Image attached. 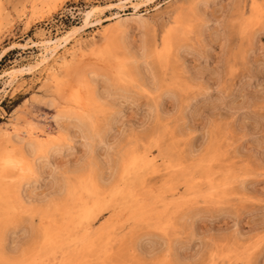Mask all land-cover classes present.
I'll list each match as a JSON object with an SVG mask.
<instances>
[{
  "label": "rangeland",
  "instance_id": "obj_1",
  "mask_svg": "<svg viewBox=\"0 0 264 264\" xmlns=\"http://www.w3.org/2000/svg\"><path fill=\"white\" fill-rule=\"evenodd\" d=\"M119 1L0 0V55L12 42L55 36L81 23L87 6ZM117 13L121 16L114 18ZM103 19L101 25L77 33L48 64L16 74L6 92V73L39 52L22 46L0 59V123L48 86L64 58L88 57L87 62L101 67L86 90L93 106L92 128L84 131L74 118H55L54 110L42 103L24 108L39 121V136L50 135L55 146L40 155L50 165L41 164L46 174L37 170L36 162L24 171L20 196L26 210L8 227L4 224L5 261L264 264V0H152L115 6ZM109 29L111 55L104 45L100 48ZM123 63L128 78L118 77ZM97 81L107 89L104 100L97 95ZM126 154L150 160L141 171L143 185L134 183L132 168L117 181ZM125 182H131L140 209L118 197ZM95 189L103 206L94 212L96 221L93 216L87 220L91 233L105 232L97 241L104 243L85 245L78 230L76 238L55 251H36L39 229H63L76 198L88 203L89 210L95 208Z\"/></svg>",
  "mask_w": 264,
  "mask_h": 264
},
{
  "label": "bare ground",
  "instance_id": "obj_2",
  "mask_svg": "<svg viewBox=\"0 0 264 264\" xmlns=\"http://www.w3.org/2000/svg\"><path fill=\"white\" fill-rule=\"evenodd\" d=\"M150 1H152V0H120L118 3L110 2V3H106L104 5L103 4L102 5L93 4V5L86 7L87 10L85 12H83V18L81 20L82 21L81 23L73 24L70 27H68L67 29L57 33L55 36L42 37L43 36L42 35L41 36L42 38H40L39 40H33L32 38L29 37L25 43H18V42L10 43V45L7 47V49L4 50V52L0 55V59L5 55V53L7 51L11 50L12 48H20L22 46L34 48V49L38 50L39 53L35 55L33 60H31L27 63H24V64L21 63V64L17 65L16 67H13L9 72H7L6 73L7 79L5 80L4 86H2V89L6 92L7 89H10L12 87V85L14 84L16 74H24L27 72H32V71L40 68L41 66L48 64V62H50V60L54 56H56L62 49L68 47V45L76 37L77 33L81 32L83 30H86L87 28H90V27H93L96 25H101V22L104 20L103 16H105L106 11L112 10V8H114L115 6H121L122 5V6L126 7L127 4L135 6L137 4H142L144 2H150ZM195 1H197V0H195ZM54 6L55 5H53L52 7H54ZM123 14H125V13H123ZM132 14H135V13H132ZM120 16L121 15L117 13L114 18H119ZM173 19H175V18H173ZM115 21H114V24L116 23ZM117 23H119V22H117ZM117 30H118V28H117ZM112 32L113 31H111L110 29L105 30L103 32L102 44L100 46V48H102V46L104 45L106 53H108L109 55L112 54V52L109 48V46L113 43ZM92 39H94V38H92ZM81 47L83 48L82 44H81ZM100 48L98 45L95 47V50L98 51V49H100ZM93 51H94V49H93ZM79 54H81V53H79ZM92 55H91V58H92ZM115 55H116V52H115ZM93 56H96V55H93ZM105 57H108V56H105ZM87 59H88V57H87ZM87 59L83 58V57L79 58L78 55H77V57H73L69 60H66V58H64L62 60V62L59 64V69H54V71L51 73L48 86H45L43 89H41V91H38L37 93H32V95L28 99H25L20 105H18L17 107L14 108L12 115L10 116V118L8 119L7 122L0 123V227H1L0 230H1V233H2V228L5 229V231H3L2 234H0V263L1 264H28L25 262L27 260L26 257L19 258L17 261H15V263L11 262V261H5L6 257L3 254V252H4L3 242H4V236L6 234V227H8L7 223L9 224V222L16 220L18 214L20 212H25V210H26V208H25L26 206L23 205V202H22V199L20 196L21 195L20 194V192H21L20 187H21L22 183L25 182L24 180L26 178L25 177L26 173L24 174V171H26L25 169H27L29 167L31 169L32 163L35 162V158L39 157L44 152H48L53 146H55L54 145L55 143H53V141H52V139H54V138H51L50 135L49 136L45 135V137L39 136V134H38L39 133V127H38L39 121H37L35 117H30L25 112H23L24 108L27 107L25 110H29L30 104H36L37 103V105H38V104L42 103V104H44V106L54 110V117L55 118H58V119L60 117L61 118L63 117V119H64V117H68L70 119L74 118L77 121V122L74 121V123H76L78 125V127L80 125L82 127V129L83 128H87V129L92 128L94 126L93 125L94 114L92 111L93 106L91 104V101H89L86 97V94H87L86 90L89 89L91 81L93 82V80H92L93 79L92 78L93 72H95L96 70L99 71V69L101 67H100V65L97 66L98 63H96V62L95 63L97 65L93 64V62L90 60L87 62ZM89 59H90V56H89ZM122 59H125V58H122ZM115 62L117 63V61H115ZM123 62H124V60H123ZM100 63H101V61H100ZM107 63H109V62H107ZM120 64H121V62H120ZM123 65H125V64L123 63ZM53 67H55V66L53 65ZM112 67H114V66H112ZM119 68H121L120 71L123 74L118 75V77L120 76L123 78L124 77L128 78V76H129L128 69L129 68H127L126 65L125 66H119ZM110 69H113V68H110ZM120 71L118 70V72H120ZM106 80H107V78H106ZM88 93H89V90H88ZM35 115H37V114H35ZM54 117H52L53 121H55ZM95 117H97V116H95ZM55 125H56V123H55ZM57 125H58V123H57ZM44 127H46V126H44ZM60 127H62V126H60ZM70 127H72V126L70 125ZM77 129H79V128H77ZM82 129H81V131H82ZM44 130H46V129L44 128ZM84 131H86V130H84ZM75 133H76V131H75ZM14 139L15 140L24 139V141L28 142V144H26V146H34V147H30L29 150H26L25 145H23V146L17 145L16 141ZM24 143L25 142H22V144H24ZM56 146H57V144H56ZM123 157H125V159H123ZM123 157H121L122 160H120L121 162L119 165V171H118V175H117L118 180L117 181L122 179L124 174L130 168H132V170L135 169V172H134L135 179H133L134 183H136V184L138 183L139 185H141L142 180H143L142 179V172H141V171H143L142 168L147 167L150 160L148 159L147 156H144V155L143 156H138V155L132 156V155L126 154V156H123ZM33 166L35 167L36 165L34 164ZM152 169H157V167H155V168L152 167ZM132 170H130V171H132ZM87 183L89 184V182H87ZM175 183H176V181H175ZM130 184H131V182L130 183L125 182L123 189L119 190L117 192V195H118V197H120V199L122 201H124V204H127L130 207H131V205H133L132 207L137 208L136 210H138V209H140V207H139V204H137L136 196L134 194L135 191L133 188L130 187L131 186ZM85 186L87 187V189L89 188V185L87 186L86 184H84L83 187L85 188ZM95 190L97 192L96 194H99V195L96 196V194H95V196H93V197H95V202H94L95 208L94 209L92 208V210H89V207L87 206L88 203L87 204H85L84 202L82 203V202L78 201L76 198L74 203L71 204V208H70L71 210L68 213H66L68 220L66 221L63 229H61L59 232L58 231L53 232L54 230L52 231L49 228V226H44L42 229H39V231L36 229V231H38L39 235H40V241L38 242V244L36 246V251H41L43 253H51L53 250L55 251L63 241H67V240L71 241L74 238H76L78 230L83 231V235L80 234L79 236L82 235V243H86L85 245H90L91 243H95V242L96 243L101 242V240L99 242H97V241H98V239H100L99 237H101V235L105 236V232L102 231L104 233V234H102L101 230L100 231L99 230L93 231L92 233L89 231V229H91L90 227L92 226L91 223H89V221H88L89 218H91V216H93L92 220L96 221L98 214L94 215V212H95V210H97V209L101 208V206H103L102 197L100 196V193H98V190L97 189H95ZM66 191H68V190H66ZM124 196H127V197H124ZM55 197H57V196H55ZM68 197H69V195H68ZM70 197H72V196H70ZM24 199H25V197H24ZM138 199H140V198H138ZM130 203H132V204H130ZM87 218H88V220H87ZM161 219L162 218H160V221H161ZM4 224H6L7 226L5 227ZM160 224H162V223H160ZM38 228H39V226H38ZM158 228H159V226H158ZM106 235H107V238H106L107 240H105V243L107 244L108 241L110 240V238H109L110 236H109V233L108 234L106 233ZM73 243H75V242H73ZM110 245H112V244H110ZM104 247H106V246H104ZM83 248H84L83 250H85V248H87V247H83ZM97 248H96V250L98 251ZM108 248H109V246H108ZM105 249H107V248H105ZM83 250H81V251L84 252ZM93 250H92V252H93ZM96 250H94V251H96ZM90 251H91V249H90ZM92 252H91V255L93 254ZM85 253H83V254H85ZM104 254H106V251ZM98 255H99V253H98ZM81 256H82V254H81ZM89 257H91V256H89ZM111 258H109V259H111ZM115 258H116V256H115ZM121 259H124V258L122 257ZM116 260H114V261H116ZM124 260H126V259H124ZM84 261H86V260H84ZM101 262H102V259H101ZM101 262L99 261V264ZM210 262H212V261H210ZM103 263H105V262H103ZM38 264H40V263H38ZM62 264H68V263L66 262V260H64L62 262ZM70 264H72V263H70Z\"/></svg>",
  "mask_w": 264,
  "mask_h": 264
},
{
  "label": "snow or ice",
  "instance_id": "obj_3",
  "mask_svg": "<svg viewBox=\"0 0 264 264\" xmlns=\"http://www.w3.org/2000/svg\"><path fill=\"white\" fill-rule=\"evenodd\" d=\"M155 2L157 4H159L160 0H155ZM211 15H212V13L209 12V16H211ZM96 83L98 85V87H97V95L102 100H104L105 99L104 93L106 91L105 86L102 83H100L99 81H97ZM147 86L149 88L153 87V85H151V84H148ZM162 100H163V106L166 108L167 107V100H164L163 98H162ZM30 147H34V146H26V150H29ZM52 151L55 152L56 149H53ZM35 162H36V165H37V170L40 171L42 174H46L45 173V169L43 167H41V164L47 165V156L37 157V158H35ZM53 163H55V160L53 161ZM47 166L50 167V165H47Z\"/></svg>",
  "mask_w": 264,
  "mask_h": 264
},
{
  "label": "trees",
  "instance_id": "obj_4",
  "mask_svg": "<svg viewBox=\"0 0 264 264\" xmlns=\"http://www.w3.org/2000/svg\"><path fill=\"white\" fill-rule=\"evenodd\" d=\"M17 105V104H16ZM15 106V105H14ZM14 106L12 107V109L14 108ZM12 109H11V111H12Z\"/></svg>",
  "mask_w": 264,
  "mask_h": 264
}]
</instances>
